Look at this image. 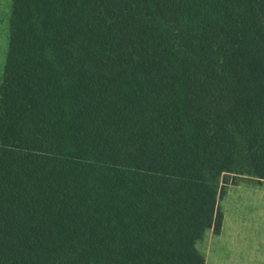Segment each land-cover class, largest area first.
Wrapping results in <instances>:
<instances>
[{"label":"trees","instance_id":"16d2710c","mask_svg":"<svg viewBox=\"0 0 264 264\" xmlns=\"http://www.w3.org/2000/svg\"><path fill=\"white\" fill-rule=\"evenodd\" d=\"M231 174L264 181V0H12L0 264H205Z\"/></svg>","mask_w":264,"mask_h":264},{"label":"rangeland","instance_id":"374dc122","mask_svg":"<svg viewBox=\"0 0 264 264\" xmlns=\"http://www.w3.org/2000/svg\"><path fill=\"white\" fill-rule=\"evenodd\" d=\"M11 9L12 0H0V83L7 55ZM249 178L251 177L246 175L225 176L224 179L228 183L225 187L230 186L231 181H235L234 185L245 181L253 182L248 180ZM253 183L229 189L224 199L220 201V209L221 211L224 209L225 216L224 239H217L219 237L211 239L207 232L196 242V250L204 259L208 258V262L218 253H236L242 242L248 252L257 251L259 241L262 243L259 249L261 250V247L264 249V239H259L260 233L262 237L264 234L263 191L258 188V184ZM259 183L264 186V181ZM260 198L259 205H256L255 201Z\"/></svg>","mask_w":264,"mask_h":264},{"label":"crops","instance_id":"0c3cea01","mask_svg":"<svg viewBox=\"0 0 264 264\" xmlns=\"http://www.w3.org/2000/svg\"><path fill=\"white\" fill-rule=\"evenodd\" d=\"M248 180H252L253 182H248V181H245V182H241L237 185H230L226 188V191L224 193V195L220 198L219 202H218V207L220 209V201H222L227 193V191L231 188H235V187H239L241 185H244V184H247V183H253L255 185L258 184V188L263 191V201H264V186L260 183H257L255 181V179H252V178H249ZM261 198L257 201H255V204L256 205H259V202H260ZM223 211H221L222 213V225H221V228H220V231L219 233L217 234H214L212 232V230H207L205 233L208 232L209 234V237L211 239H214V238H217V239H224V228H225V216H224V209H222ZM204 233V234H205ZM203 234V235H204ZM260 237L259 239H264V234H263V237H262V234L260 233ZM257 239V238H256ZM261 241H259L258 243V246H257V251H253V252H248L245 250V247H244V242H242V245L239 246V249L236 253H218L215 258H211L210 262H208V258L205 259V264H264V251H261V250H264L262 247H261V250L259 249V246L261 245Z\"/></svg>","mask_w":264,"mask_h":264}]
</instances>
